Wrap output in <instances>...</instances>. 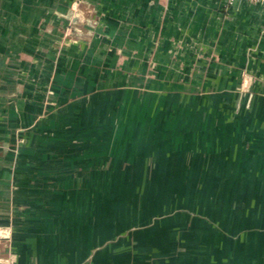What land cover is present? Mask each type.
I'll return each instance as SVG.
<instances>
[{"label":"rangeland","instance_id":"rangeland-1","mask_svg":"<svg viewBox=\"0 0 264 264\" xmlns=\"http://www.w3.org/2000/svg\"><path fill=\"white\" fill-rule=\"evenodd\" d=\"M94 1L71 0L52 36L42 32L55 42L40 68L25 63L39 69L41 138L23 148L28 128L9 126L16 137L0 140V168L42 170L40 182L66 186L74 222L106 217L105 239L82 264H264L263 73L161 32L152 46L121 32L117 46L116 16ZM10 72L0 91L29 80ZM0 258L16 260L1 248Z\"/></svg>","mask_w":264,"mask_h":264},{"label":"crops","instance_id":"crops-1","mask_svg":"<svg viewBox=\"0 0 264 264\" xmlns=\"http://www.w3.org/2000/svg\"><path fill=\"white\" fill-rule=\"evenodd\" d=\"M94 3L100 12L116 16L113 30L119 32L120 37L114 39L117 46L122 42L121 32L133 34L130 43L138 45L144 40L146 46H152L155 33L161 32L164 39L176 36L211 47L221 62L231 63L240 55L242 62L251 63L264 75V0L257 3L238 0L230 7L225 6L226 0H95ZM70 5L71 0H0V78L9 80L10 76L5 74L10 71L18 79L29 78L25 86L0 91L7 99V111L3 109L0 118V127L6 129L0 130V140L9 142L16 137L8 130L13 125L28 128L23 133V148L31 149L41 138L42 120L34 113L37 101L31 97L43 93L39 83L32 80L40 77L39 69H27L25 63L30 61L33 68H40L42 49L55 42V37L42 38V32L50 31L52 36ZM29 31L37 32L35 38L27 36ZM49 70L57 73L54 67ZM21 95L30 98H20L19 102ZM10 107L18 114L12 121L9 114L14 111ZM1 158L9 162V152ZM18 167L17 164L16 170L6 165L0 168V227L2 240L10 238V247H0L1 250L16 257L13 264H82L84 257L105 239L106 217H98L91 225L87 223L89 217L78 213L81 218L74 222L73 198L66 194V186L63 189L55 181L40 182L42 170ZM93 264H100L99 260Z\"/></svg>","mask_w":264,"mask_h":264},{"label":"built area","instance_id":"built-area-1","mask_svg":"<svg viewBox=\"0 0 264 264\" xmlns=\"http://www.w3.org/2000/svg\"><path fill=\"white\" fill-rule=\"evenodd\" d=\"M238 0H226L225 6L226 7H230L232 5H234ZM248 2L251 3H257L260 2L261 0H246ZM2 229H0V241H2V238L4 237V235L1 233ZM7 263V259L4 258H0V264H6Z\"/></svg>","mask_w":264,"mask_h":264}]
</instances>
